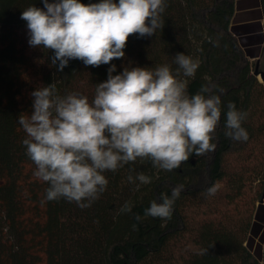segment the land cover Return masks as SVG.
I'll return each mask as SVG.
<instances>
[{
	"label": "trees",
	"instance_id": "obj_1",
	"mask_svg": "<svg viewBox=\"0 0 264 264\" xmlns=\"http://www.w3.org/2000/svg\"><path fill=\"white\" fill-rule=\"evenodd\" d=\"M235 4L166 0L164 27L151 37L130 36L123 58L99 67L70 60L58 71L51 50L29 45L21 19L29 6L43 9L42 0H0V212L16 238L10 248L0 243V264H261L250 234L264 196V84L255 76L264 73V50L257 67L231 27ZM177 53L200 61L195 76L186 78L189 94L207 86L221 98L215 150L192 155L173 171L138 159L106 172L107 188L89 207L63 198L42 203L48 185L33 175L35 166L22 143L26 133L18 123L22 113L33 110L31 93L55 82L58 94L77 92L91 100L112 64L113 75L125 67L167 64L175 70ZM229 103L248 114L242 123L247 141L225 136ZM141 172L151 182L137 188L139 181L127 178ZM178 185L184 188L171 219L144 215L153 200L160 203ZM212 185L218 190L208 196ZM129 202L132 211L121 212Z\"/></svg>",
	"mask_w": 264,
	"mask_h": 264
},
{
	"label": "clouds",
	"instance_id": "obj_2",
	"mask_svg": "<svg viewBox=\"0 0 264 264\" xmlns=\"http://www.w3.org/2000/svg\"><path fill=\"white\" fill-rule=\"evenodd\" d=\"M42 2L43 9L29 6L21 19L27 23L29 45L51 50L52 64L59 62L58 71L70 60L92 67L110 64L125 56L130 36L151 37L164 27L166 0ZM175 64V70L167 64L154 69L125 67L117 75L112 64L107 80L95 85L91 100L77 92L60 95L55 82L31 93L33 110L22 113L18 123L26 133L22 143L35 166L33 175L48 185L42 203L63 198L89 207L107 188L106 172L138 159L173 171L192 155L215 150L221 98L207 86L189 94L186 78L195 76L199 59L177 53ZM247 115L229 103L225 136L247 141L248 132L242 126ZM127 179L138 180L137 188L151 182L142 172ZM183 188L174 187L171 196H161L160 203L153 200L144 215L171 219ZM217 190L212 185L206 195L213 196ZM120 211L131 212L132 204L126 203Z\"/></svg>",
	"mask_w": 264,
	"mask_h": 264
},
{
	"label": "crops",
	"instance_id": "obj_3",
	"mask_svg": "<svg viewBox=\"0 0 264 264\" xmlns=\"http://www.w3.org/2000/svg\"><path fill=\"white\" fill-rule=\"evenodd\" d=\"M231 27L252 63L258 62L264 50V11L261 0H236ZM250 247L264 264V204L256 208L250 234Z\"/></svg>",
	"mask_w": 264,
	"mask_h": 264
},
{
	"label": "rangeland",
	"instance_id": "obj_4",
	"mask_svg": "<svg viewBox=\"0 0 264 264\" xmlns=\"http://www.w3.org/2000/svg\"><path fill=\"white\" fill-rule=\"evenodd\" d=\"M257 78H258V81L262 83V80L260 79V77H257ZM260 203L264 204V196L261 201L257 202L256 208L258 207ZM0 243L4 244L3 245L4 248H8V247L10 248V246H13L16 244L15 235L9 229L7 223L5 222L4 215L1 212H0ZM44 262L45 261H42V264H44Z\"/></svg>",
	"mask_w": 264,
	"mask_h": 264
},
{
	"label": "water",
	"instance_id": "obj_5",
	"mask_svg": "<svg viewBox=\"0 0 264 264\" xmlns=\"http://www.w3.org/2000/svg\"><path fill=\"white\" fill-rule=\"evenodd\" d=\"M259 65V62H257V67ZM256 77H260V79L262 80V83H264V73H256L255 74Z\"/></svg>",
	"mask_w": 264,
	"mask_h": 264
}]
</instances>
